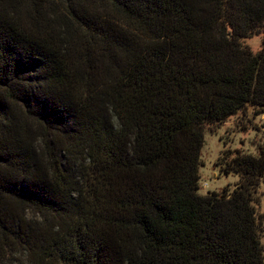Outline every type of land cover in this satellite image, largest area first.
<instances>
[{
    "label": "trees",
    "instance_id": "obj_1",
    "mask_svg": "<svg viewBox=\"0 0 264 264\" xmlns=\"http://www.w3.org/2000/svg\"><path fill=\"white\" fill-rule=\"evenodd\" d=\"M240 113L264 0H0V264H264V144L227 137L239 181L200 195L204 128Z\"/></svg>",
    "mask_w": 264,
    "mask_h": 264
},
{
    "label": "rangeland",
    "instance_id": "obj_2",
    "mask_svg": "<svg viewBox=\"0 0 264 264\" xmlns=\"http://www.w3.org/2000/svg\"><path fill=\"white\" fill-rule=\"evenodd\" d=\"M244 44L250 47L254 52L261 48L262 36H256L252 39L244 41ZM245 126L249 130L247 132H237V130ZM205 143L201 151V161L203 165L200 167L199 173L201 176V191L200 195H208L209 193H221L226 187L232 188L239 181L236 175L219 176L214 169V163L224 150V143L229 137L232 142L229 146L233 150H241L247 155H257V150L260 145L264 144V118L259 117L254 122L250 123L245 119L242 113L228 120L225 124L207 125L205 126ZM260 214H264V188L261 190V202L258 205ZM18 213L22 216V211L19 209ZM25 217L27 221L40 222L41 220L33 211H26ZM34 225V224H33ZM264 247V235L262 238ZM23 260V255H15L9 257L10 261ZM8 263L5 260L2 264Z\"/></svg>",
    "mask_w": 264,
    "mask_h": 264
}]
</instances>
